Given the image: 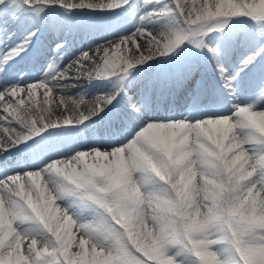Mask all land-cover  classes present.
<instances>
[{"label":"snow or ice","instance_id":"snow-or-ice-1","mask_svg":"<svg viewBox=\"0 0 264 264\" xmlns=\"http://www.w3.org/2000/svg\"><path fill=\"white\" fill-rule=\"evenodd\" d=\"M0 102V264H264V0H0Z\"/></svg>","mask_w":264,"mask_h":264},{"label":"bare ground","instance_id":"bare-ground-1","mask_svg":"<svg viewBox=\"0 0 264 264\" xmlns=\"http://www.w3.org/2000/svg\"><path fill=\"white\" fill-rule=\"evenodd\" d=\"M80 44H81V41L80 40H77L76 42H75V48H78L79 46H80ZM75 50V49H74ZM76 55H79V53L77 52L76 53ZM74 58V57H73ZM0 103H3V102H0ZM55 105H53V107H54Z\"/></svg>","mask_w":264,"mask_h":264},{"label":"rangeland","instance_id":"rangeland-1","mask_svg":"<svg viewBox=\"0 0 264 264\" xmlns=\"http://www.w3.org/2000/svg\"><path fill=\"white\" fill-rule=\"evenodd\" d=\"M37 99H40V97H37Z\"/></svg>","mask_w":264,"mask_h":264}]
</instances>
